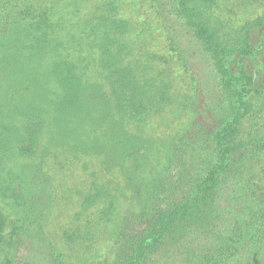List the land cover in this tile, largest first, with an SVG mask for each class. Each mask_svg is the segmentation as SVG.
Masks as SVG:
<instances>
[{"label": "trees", "instance_id": "1", "mask_svg": "<svg viewBox=\"0 0 264 264\" xmlns=\"http://www.w3.org/2000/svg\"><path fill=\"white\" fill-rule=\"evenodd\" d=\"M140 1L191 81L165 138L146 123L172 82L115 0H0V196L19 213L9 231L0 209L1 264H73L46 228L74 175L65 245L117 228L96 264H264V0L240 24L228 0Z\"/></svg>", "mask_w": 264, "mask_h": 264}, {"label": "rangeland", "instance_id": "2", "mask_svg": "<svg viewBox=\"0 0 264 264\" xmlns=\"http://www.w3.org/2000/svg\"><path fill=\"white\" fill-rule=\"evenodd\" d=\"M97 1V0H96ZM121 7V15L124 18L131 19L135 24V29L129 34L130 41L134 47L145 43V47L152 54L162 57V68L166 70L173 85L172 92L176 95L174 105L167 106L162 113L152 115L146 123V132L150 136L165 138L171 134L181 131L189 122L188 112H184L178 105L191 99L192 87L191 81L187 77L181 64L177 61L175 53L171 50L167 36L161 28V24L156 17L154 10L140 0H115ZM232 11L228 12L229 19L234 24H240L247 18H250L259 9L257 0H228ZM197 69L199 67H196ZM205 72L206 67H203ZM99 173V176H105L104 171H100L99 166L92 167ZM75 174V173H74ZM61 178V176H60ZM84 188L87 189L90 179L83 175ZM76 175L64 180L58 181L60 190V203L53 209L49 217L46 228L48 238L62 251L66 258L73 264H96L110 260L114 256L116 244V224L107 226L102 225L101 230L95 231L97 236L90 245L79 244L68 247L62 239V228L77 210V197L73 191L69 190L73 184L78 183ZM128 196H125V198ZM124 213L126 212V201L124 200ZM0 209L2 210L9 231L19 217L15 205L7 198L0 196ZM69 211H72L71 213ZM70 214V217H69ZM4 255L0 251V264ZM152 264H187L184 257L176 255L157 256L152 260Z\"/></svg>", "mask_w": 264, "mask_h": 264}]
</instances>
